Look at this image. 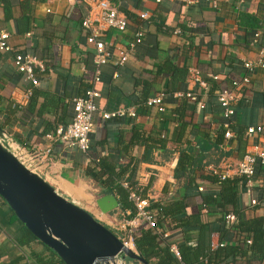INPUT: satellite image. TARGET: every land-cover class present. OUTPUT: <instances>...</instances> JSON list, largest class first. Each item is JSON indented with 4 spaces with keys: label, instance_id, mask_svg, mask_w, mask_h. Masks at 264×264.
Masks as SVG:
<instances>
[{
    "label": "crops",
    "instance_id": "crops-1",
    "mask_svg": "<svg viewBox=\"0 0 264 264\" xmlns=\"http://www.w3.org/2000/svg\"><path fill=\"white\" fill-rule=\"evenodd\" d=\"M108 1L126 18L127 25L123 31H102L108 59L101 66L100 80L95 85L98 90L95 104L104 111L133 106L135 116L102 119L95 115L86 152L49 141L45 134L57 124L69 121L70 99L83 93L93 75V47L85 41L81 20L89 9L96 11L94 2L0 0V28L8 33L7 42L12 48L0 53V128L16 144L27 148L50 147L51 160L42 165L39 175L109 229L120 210L117 206L103 214L94 203L103 193L86 169L97 160L111 156L115 163L125 164L131 159L134 164L131 179L137 189L145 188L149 200L161 201L176 191L174 166L184 140L192 141L195 152H199L200 146L206 147L203 161L219 166L235 165L245 152H255L256 146L264 147V74L259 69L246 73L249 82L241 88L234 106L232 136L228 139L221 134V108L215 100L217 89H230L231 82L245 73L242 62L255 58L256 47L250 38L259 31V40L264 39V0H196L190 4L179 0ZM142 11L148 14L147 19L139 18ZM176 27L181 30L177 34L173 33ZM137 29L142 30V39L133 51H127ZM14 52H25L41 61L42 70L34 72L38 79L36 86H30L15 69ZM123 53L126 59L119 63ZM165 63L173 66L175 72L158 71ZM193 71L204 81V88L193 80ZM213 75L217 78L213 79ZM186 91H195L203 106L181 95ZM144 93L146 97L163 93V110L158 112L154 107L139 105L137 99ZM176 110L183 112L182 119L188 122L179 142L174 141ZM256 125L262 127L260 132L245 134L247 127ZM217 136L221 140L214 145ZM145 138L149 140L142 142ZM146 151L147 159H142ZM228 179L235 192V206L244 217H264L261 202L264 170L254 173L250 186L243 185L241 177L230 175ZM196 182V187L203 185L202 193L215 195L220 188V184L204 179L197 178ZM194 192L186 210L203 214L202 219L211 229L209 240H225L224 245L238 241L235 236L220 239L218 216L214 212L218 210L211 207L212 212H202L199 192L196 188ZM251 197L258 201L254 207L248 206ZM158 224L171 232L165 241H158L151 229L140 228L149 229L157 243L182 240L180 230L170 222L161 220ZM25 230L0 197V264H64L34 236L29 238ZM234 259L236 263L247 259L249 264H258L248 256Z\"/></svg>",
    "mask_w": 264,
    "mask_h": 264
},
{
    "label": "built area",
    "instance_id": "built-area-1",
    "mask_svg": "<svg viewBox=\"0 0 264 264\" xmlns=\"http://www.w3.org/2000/svg\"><path fill=\"white\" fill-rule=\"evenodd\" d=\"M158 1V0H156ZM185 4H190L196 0H179ZM94 12L89 9L81 20V28L85 34V41L91 44L93 47L92 64L93 75L88 81V86L84 89L80 95L73 96L71 100L72 116L64 124H57L52 132L46 133L45 137L49 141H58L66 146H73L81 152H86L89 147V134L93 128V117L95 115L102 119L119 118V117H134L135 108L133 106H118L110 111L99 110L95 104V98L98 96V90L96 89V83L100 80V68L106 63L108 59V53L104 50V39L102 37V31L104 29H114L117 31H123L127 25L126 18L120 14L116 7L108 0H93ZM140 19H147L148 14L142 11L138 14ZM178 28L173 29V33H179ZM143 32L141 29H137L131 41L127 45V51H133L135 46L141 41ZM260 33L255 31L252 33L250 43L256 47V55L253 60H244L242 67L245 73L241 75L238 80L231 82V88L217 89L215 91V100L221 108L222 122L221 126L224 129L223 138L228 139L232 136V132L229 130L231 124V115L234 112V106L240 97L241 88L249 82V77L246 74L254 68L260 70L264 74V39L259 40ZM8 33L0 28V53L4 51L12 50L11 46L7 42ZM126 59L125 53L119 58V63H122ZM12 61L15 69L21 74L30 86H36L38 79L35 76V69L42 70V63L35 56L25 52L12 53ZM193 80L199 87H205L204 81L200 79L198 73L193 71ZM216 79V75L212 76ZM29 93V90L28 92ZM163 93H157L149 96L144 104L146 106L154 107L158 112L163 110ZM184 97L196 101L199 103V107H202V103L198 99V95L195 91H186L182 93ZM262 127L260 125L249 126L245 129L246 135H251L256 132H260ZM5 143L11 148L16 159L28 170L35 172L39 175L42 165H46L51 160V149L46 147L39 148H27L25 146L16 144L7 136L4 135ZM255 152H245L241 158L235 163V165H212L208 164L205 169L216 176V181L219 185L220 181L228 178L230 175L241 177L242 183L245 186H250L252 183V177L255 173V165L258 162H264V147L256 146ZM122 186L128 189V199L133 205V215H130L128 210L119 212L117 216L112 219L111 227L117 231L115 235L118 237L122 245L132 251L133 236L140 227H146L151 229L156 235L158 241H165L169 237L170 231H167L159 226L154 216V211L149 208V198L145 194L142 196L140 190L131 189L128 183L121 182ZM203 185L196 187L197 192H203ZM258 204V201L251 197L248 200V206L254 207ZM202 212H207L208 208L205 204L200 205ZM223 220L226 226H230L235 217L231 212H226L223 215ZM251 239L245 237L244 243L249 245ZM225 240L212 242L209 240V247L213 249L218 246H223ZM168 249L173 257L180 262V256L177 249V245L174 242L167 243ZM242 264V263H235ZM264 264V263H263Z\"/></svg>",
    "mask_w": 264,
    "mask_h": 264
},
{
    "label": "trees",
    "instance_id": "trees-1",
    "mask_svg": "<svg viewBox=\"0 0 264 264\" xmlns=\"http://www.w3.org/2000/svg\"><path fill=\"white\" fill-rule=\"evenodd\" d=\"M177 28V27H176ZM179 29V28H178ZM180 30V29H179ZM181 31V30H180ZM174 71V67L168 63L158 68V71ZM36 70V69H35ZM176 70V69H175ZM175 72V71H174ZM173 72V73H174ZM146 93L137 99L139 105L144 104ZM31 101V100H30ZM183 112L176 110L177 124L174 130V141L179 142L183 137L188 122L182 118ZM64 124V123H62ZM1 126V124H0ZM222 128V127H221ZM231 125L229 130L231 131ZM224 129L222 128V135ZM232 132V131H231ZM149 140L145 138L142 142ZM220 137L212 142L214 145L220 143ZM160 143H163L160 140ZM204 143H207L204 141ZM193 143L189 140L183 141V146L178 151V159L174 166V176L176 177L177 187L174 195L159 200H149V208L154 211L157 222L165 220L170 222L173 228H178L182 235V240L176 243L180 256V262L183 264H235L234 257L248 256L255 258L258 264L264 263V217L258 216L246 219L242 210H238L235 206V192L230 179L226 178L220 181V188L215 195L212 193H197L200 201L208 208L207 213L212 212L211 207L218 210L217 222L218 232L221 238H238L233 245H224L210 249L209 234L210 227L208 222L202 219L199 211L188 213L186 207L188 200L195 194L196 179H204L209 182H215L216 176L205 169L207 161H203L205 155L203 151L207 148L200 146L199 152H195L192 148ZM147 151L144 152L142 159H147ZM264 162L257 161L255 172L264 170ZM134 164L131 159L125 164H117L112 157L97 160L92 167L86 169V174L93 178L101 193H112L118 201V209L120 212L128 210L133 215V205L128 199V189L123 187L120 180L128 183L131 189H137V184L131 179ZM126 174V175H125ZM125 175V177H124ZM243 181V180H242ZM164 185V190H165ZM142 196H145V188H141ZM262 206L264 207V198H262ZM231 212L235 220L230 226H226L223 215ZM29 238H34L31 233L25 230ZM193 234V237L191 236ZM244 237H249L251 242L244 246ZM133 246L136 253L148 264H179L168 249L167 244L157 243L156 237L149 229L140 228L133 236ZM229 261H226V258ZM247 259L242 264H249Z\"/></svg>",
    "mask_w": 264,
    "mask_h": 264
},
{
    "label": "water",
    "instance_id": "water-1",
    "mask_svg": "<svg viewBox=\"0 0 264 264\" xmlns=\"http://www.w3.org/2000/svg\"><path fill=\"white\" fill-rule=\"evenodd\" d=\"M0 197L15 217L64 264H148L89 212L66 199L40 175L25 168L0 128ZM105 214L118 206L112 193L94 199Z\"/></svg>",
    "mask_w": 264,
    "mask_h": 264
},
{
    "label": "rangeland",
    "instance_id": "rangeland-1",
    "mask_svg": "<svg viewBox=\"0 0 264 264\" xmlns=\"http://www.w3.org/2000/svg\"><path fill=\"white\" fill-rule=\"evenodd\" d=\"M109 230H111L114 234L116 233L117 234V231L115 230V229H113V228H111V227H109ZM128 261H131V260H129V259H126V261H125V263L124 264H128L129 262ZM131 263V262H130ZM132 264H135V263H133L132 262ZM137 264V263H136ZM139 264V263H138Z\"/></svg>",
    "mask_w": 264,
    "mask_h": 264
}]
</instances>
